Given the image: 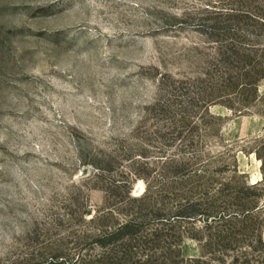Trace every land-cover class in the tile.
<instances>
[{"label": "rangeland", "instance_id": "rangeland-1", "mask_svg": "<svg viewBox=\"0 0 264 264\" xmlns=\"http://www.w3.org/2000/svg\"><path fill=\"white\" fill-rule=\"evenodd\" d=\"M249 1L233 35L212 19L242 14L232 0H0V264L98 255L94 235L127 217L159 264H264Z\"/></svg>", "mask_w": 264, "mask_h": 264}, {"label": "trees", "instance_id": "trees-1", "mask_svg": "<svg viewBox=\"0 0 264 264\" xmlns=\"http://www.w3.org/2000/svg\"><path fill=\"white\" fill-rule=\"evenodd\" d=\"M262 8L264 9V0ZM232 3H239V5L243 8V13H235L234 9H228L225 11H218L212 15V19L217 22V26L214 28L218 31H223L225 33L232 32L233 33V24L235 22L244 23L247 19H251L249 12L245 9H250V1L249 0H232ZM264 16V15H260ZM260 22L258 23L263 27L264 31V17H260ZM264 35V33H263ZM263 53H264V49ZM245 59H251L252 53H248V51H244ZM237 54H241L240 51H237ZM260 59V57H258ZM260 65V71L258 73H264V57L261 61L257 62ZM258 65V66H259ZM264 78V77H262ZM248 191L251 188H245ZM182 214H185L184 210ZM188 216L195 215V213H186ZM251 213L247 214V217L250 218L252 216ZM208 218H210L212 213L208 214ZM236 219V218H235ZM246 219V218H244ZM234 219H230L233 221ZM142 223L138 221L136 217H127L124 221L120 222L114 228L108 230H101L95 236V242L99 248L103 249V253L98 255H90V253H84L83 248L78 246H73L72 248H67L65 245H60L58 251H56L52 255V261L50 260L47 264H159L158 260L153 254L150 253H142L141 255H137L134 250L135 244L139 243H149L147 238L144 240L140 233V227ZM91 235L86 233L78 236V240L75 243L73 240V236L70 240H72V244L79 245L83 240L89 239ZM139 239H143L140 241ZM70 242V241H69ZM198 262H201L199 260ZM206 262V261H202ZM45 264V263H43ZM165 264V263H160Z\"/></svg>", "mask_w": 264, "mask_h": 264}]
</instances>
